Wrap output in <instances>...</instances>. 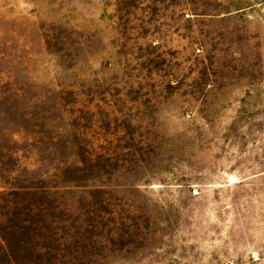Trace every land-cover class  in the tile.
I'll return each mask as SVG.
<instances>
[{"label":"rangeland","instance_id":"rangeland-1","mask_svg":"<svg viewBox=\"0 0 264 264\" xmlns=\"http://www.w3.org/2000/svg\"><path fill=\"white\" fill-rule=\"evenodd\" d=\"M0 264H264V0H0Z\"/></svg>","mask_w":264,"mask_h":264}]
</instances>
